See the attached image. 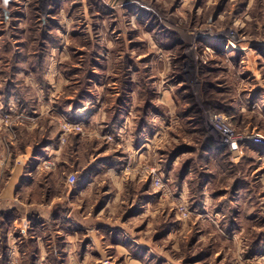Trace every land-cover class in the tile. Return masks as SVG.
<instances>
[{"label": "rangeland", "instance_id": "374dc122", "mask_svg": "<svg viewBox=\"0 0 264 264\" xmlns=\"http://www.w3.org/2000/svg\"><path fill=\"white\" fill-rule=\"evenodd\" d=\"M94 73L107 89L138 86L135 123L124 143L113 134L97 139L85 125L69 133L62 146L86 138L83 161L133 147L141 86L153 92L144 127L152 157L138 172L145 183L127 184L112 208L142 243L129 245L139 264H264V163L249 158L259 146L241 143L232 157L215 148L214 132L221 116L239 137L264 135V118L238 112L264 107V0H0V192L20 149L42 141L36 132L57 129L61 143L68 101L79 100ZM106 257L104 264H132L124 253Z\"/></svg>", "mask_w": 264, "mask_h": 264}, {"label": "crops", "instance_id": "0c3cea01", "mask_svg": "<svg viewBox=\"0 0 264 264\" xmlns=\"http://www.w3.org/2000/svg\"><path fill=\"white\" fill-rule=\"evenodd\" d=\"M99 57L103 58L104 55ZM100 75L103 76V73H94L93 83L87 87L88 94L78 101H68L67 116L82 120L85 129H96L92 136L97 139L99 136L108 139L113 134L116 141L124 143L125 135L135 123L137 105L134 103L138 86L132 82L122 85L115 83L116 89H107V86L99 85V78L96 80ZM257 89H263L264 92L263 85ZM254 91L249 92L248 98ZM105 106H108L106 110ZM262 107L258 104L254 107L243 104L239 106L238 112L243 118H249L250 113L264 118ZM112 110L119 118L116 133L106 130L107 116ZM100 115L103 116L101 119ZM159 115L156 114V117ZM150 117L155 115L152 113ZM36 134L42 141L20 149L10 177L4 181L0 192V228L3 227L0 233V264H13L15 259H19L22 264H104L106 254L111 252L115 256L124 253L130 257L132 264H139L140 257L133 254L129 245L130 241L142 243L133 234L127 233L121 222V225L118 224L122 217L116 216L112 208L122 204L123 189L127 184L137 181L145 183L144 177L139 178L141 175L138 172L142 168L146 173L147 163L152 157L150 131L148 133L143 128L135 135L140 142L133 138L131 131L129 139L136 141L133 147L117 146L112 154L110 150H105L86 161L82 160L87 142L84 136L75 135L76 144L72 136L70 142L62 146L61 133L57 129L50 127L48 131L44 129ZM254 149L260 150V153L249 158L264 163V149ZM110 156L113 157L112 163L106 160ZM209 158L215 159L212 156ZM124 159L128 162H123ZM46 165L50 169H46ZM70 171L76 172L77 181L74 184L67 181ZM43 174L44 177H41ZM104 174L112 175L111 183L100 180ZM242 183L238 189L241 195L245 192ZM101 188H107V192L103 193ZM99 189L102 191L99 192ZM88 203L93 204L88 207ZM6 214L9 218L3 220ZM134 252H137L136 248Z\"/></svg>", "mask_w": 264, "mask_h": 264}, {"label": "built area", "instance_id": "2783aa9c", "mask_svg": "<svg viewBox=\"0 0 264 264\" xmlns=\"http://www.w3.org/2000/svg\"><path fill=\"white\" fill-rule=\"evenodd\" d=\"M217 125L214 128V132L219 135L218 143L216 144V149H222L225 147L227 150H229V153L233 157V154L235 155L236 151L239 148V144H249V145H256L259 147L264 148V135L261 133H252V134H246L242 137H239L235 131L225 122L224 118L221 116L216 117ZM64 133L65 136L62 137L61 144L66 143V136L69 133H72L74 131L76 132H83L84 131V123L82 120H76V119H66L65 125H64ZM214 134V137H218ZM113 136H109V138L112 140ZM77 181L76 175H72L69 177V183L74 184ZM154 185L158 189L165 188L164 181H162L161 178H156L154 180ZM13 264H22L19 259H15L13 261ZM44 264V263H43ZM105 264H112L111 261H107Z\"/></svg>", "mask_w": 264, "mask_h": 264}, {"label": "trees", "instance_id": "16d2710c", "mask_svg": "<svg viewBox=\"0 0 264 264\" xmlns=\"http://www.w3.org/2000/svg\"><path fill=\"white\" fill-rule=\"evenodd\" d=\"M142 88H141V92L143 93V92H145L146 93V95L143 93V95H142V99L144 100V103H143V106L141 105V107L139 108V110H141V115H139V118H138V120H137V132H139V131H141L145 126H148V122H147V119H148V116H149V112H150V110L153 108V101H152V95H153V92H152V90H151V87L149 86V85H145V86H141ZM82 92H84L83 94H81V95H79V100L82 98V96L84 95V94H86L87 93V91H82ZM115 113V114H114ZM118 119L119 118H117V116H116V112H114V110H112V111H110L109 112V118H108V121H107V128H106V130L107 131H110V132H113V133H116V129H115V127H116V125H117V122H118ZM209 146L208 147H203V152H205V153H212V152H214L213 151V146H212V140L210 139L209 140ZM219 152V151H218ZM179 151L177 152H175L174 153V156L173 157H171V159H172V161L175 159V158H177L178 157V155H179ZM220 154L221 153H223V152H219ZM221 156V155H220ZM223 156V155H222ZM224 157H225V153H224ZM226 157H228L227 155H226ZM109 163H112L111 162V160H113V157L112 156H110V157H107V159H106ZM169 162H170V159H168V164H169ZM9 218V216H8V214H6V215H4V217H3V220L4 219H8ZM0 227H1V225H0ZM2 229H3V227H2ZM1 228H0V233H2L1 232V230H2Z\"/></svg>", "mask_w": 264, "mask_h": 264}, {"label": "water", "instance_id": "95a60500", "mask_svg": "<svg viewBox=\"0 0 264 264\" xmlns=\"http://www.w3.org/2000/svg\"><path fill=\"white\" fill-rule=\"evenodd\" d=\"M4 11H6V13H7V9H4Z\"/></svg>", "mask_w": 264, "mask_h": 264}]
</instances>
